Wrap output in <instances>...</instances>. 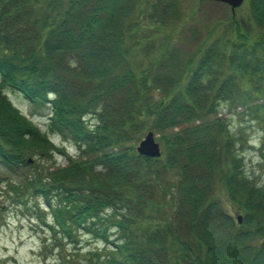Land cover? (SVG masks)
Masks as SVG:
<instances>
[{"label":"trees","instance_id":"16d2710c","mask_svg":"<svg viewBox=\"0 0 264 264\" xmlns=\"http://www.w3.org/2000/svg\"><path fill=\"white\" fill-rule=\"evenodd\" d=\"M116 1L70 0L41 13L38 0L3 3L0 73L38 109L49 106L54 132L73 135L90 159L72 160L74 177L41 171L17 184L7 174L0 184L22 203L42 201L40 221L61 239L78 242L83 232L105 242L99 264H264V191L236 185L239 138L218 117L223 103L242 104L264 124V0H247L249 20L231 22L238 36L227 27L190 58L180 85L183 73H162L163 61L141 73L131 65L125 21L115 18L125 9ZM177 3L157 0L150 18L165 22L171 10L177 16ZM88 114L94 125L83 119ZM37 129L13 106L1 114L2 168L12 172L30 166V153L50 154L51 141ZM146 129L161 134L159 158L134 149ZM98 165L126 184L101 180ZM169 175L175 178L165 181ZM217 180L246 209L241 224L215 195ZM87 255L91 260V250Z\"/></svg>","mask_w":264,"mask_h":264},{"label":"rangeland","instance_id":"374dc122","mask_svg":"<svg viewBox=\"0 0 264 264\" xmlns=\"http://www.w3.org/2000/svg\"><path fill=\"white\" fill-rule=\"evenodd\" d=\"M6 1L0 0V16L3 18V13L7 10L3 3ZM38 1H40V4L36 5V8L39 9L38 13H41L44 5L46 7L51 4L63 9L66 8L70 0ZM55 1L56 3L52 4ZM156 1L133 0L134 5L129 6L125 4L127 3L126 0H117L115 6L121 5L125 10L118 12L115 18H119L120 21L124 19L123 21H125L123 23V25L126 24L123 34L125 33L128 57L136 71L141 73L142 70L149 69L156 63L163 61L166 70L162 73L168 71L172 72L173 75L179 71L183 73L179 85L186 81L187 75L184 76L187 73L185 67H190L188 64L190 58H196L200 55L201 51L214 38L227 30V27L230 28L229 35L232 37L238 36L235 26L231 22L249 20L248 1L233 13L231 7L223 2L176 0L178 1L177 16L174 10H171L169 13L170 18L165 22H160L159 18L155 20L149 16L153 3ZM257 29L258 27H253V35L259 34ZM254 44V41L249 42V46ZM169 54L173 56L171 55V58L167 60L166 56L169 57ZM159 67L158 64V70ZM72 68L73 64L68 65V69ZM76 73H78V70L75 68L70 76L75 77L77 76ZM22 77L18 78L19 82H21ZM156 91L158 97L166 95L164 90L157 89ZM12 106L21 116L26 117L31 124L33 122L34 127L39 129L37 130L41 136H45L51 141L47 145L51 148V152L49 155L45 154L44 156L41 153H30L26 156L30 166L18 168L12 172L0 166L2 181H5V176L9 174L10 181L23 184L27 181L26 175L29 177L34 175L35 172L40 173L41 171L54 172L60 176L65 175V177L77 176L78 171H73V169L78 168L72 165V160L81 158L79 163H82L83 160L90 159L89 156L82 157L84 149L80 147L73 135H62V133L54 132L49 117L51 113L49 106L44 105L43 108L38 109L26 98L23 92H19L16 88L8 85L7 80L0 73V116L4 112L10 113ZM221 108L222 116L218 114V117L230 122L231 133L239 138V143L233 150V152L238 150L241 155V161L236 159L240 162L241 167L239 171L241 176H235L236 185L243 186V190L251 186L255 191H264V124L254 120L253 115L250 114V110L245 105L223 103ZM83 119L91 125H94L97 120L93 119L91 114ZM148 131L146 129L136 134L139 139L135 140L133 146L137 153L138 144ZM160 142L164 153L165 148L161 140ZM233 152L232 156H234ZM51 156L53 159H50ZM39 169L41 170L39 171ZM96 174L101 180L107 181L110 185H114L117 179L121 185L126 184L120 182V176L111 173L109 168L104 169L102 165L97 166ZM174 178L175 176L169 175L165 177V181ZM71 183H74V181H71ZM24 185L29 186V183L26 182ZM161 189L159 187V191ZM214 192L236 223H238L239 215H243L244 219L246 209L238 205L226 184L221 180H217ZM12 197L14 196L7 193L0 184V264H99L100 255L109 251L105 242L95 240L83 232H80L81 234L77 237L78 242L61 240L60 234L56 230L51 231L48 224L40 221L41 219L44 221V214L38 213L39 209H45V204L41 203L42 201L32 199L22 203ZM159 197L162 196L159 195ZM258 217L264 219L263 215ZM106 244L108 245V243ZM89 250H91V260L87 259Z\"/></svg>","mask_w":264,"mask_h":264},{"label":"water","instance_id":"95a60500","mask_svg":"<svg viewBox=\"0 0 264 264\" xmlns=\"http://www.w3.org/2000/svg\"><path fill=\"white\" fill-rule=\"evenodd\" d=\"M227 3L231 6L233 13L236 8L242 6L246 0H210ZM139 154L148 157H160L162 155L161 144L156 141L153 131H150L144 139L140 141L137 147ZM239 222L242 223L243 215L238 216Z\"/></svg>","mask_w":264,"mask_h":264}]
</instances>
